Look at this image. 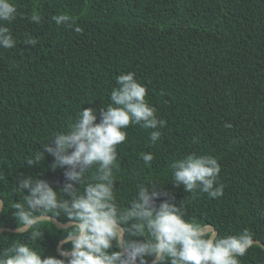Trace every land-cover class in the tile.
Returning <instances> with one entry per match:
<instances>
[{"label":"trees","instance_id":"trees-1","mask_svg":"<svg viewBox=\"0 0 264 264\" xmlns=\"http://www.w3.org/2000/svg\"><path fill=\"white\" fill-rule=\"evenodd\" d=\"M14 2L23 14L7 24L16 46L0 48V227H19L12 209L24 198L18 176L45 179L57 190L66 182L63 169L49 167L50 155L39 165L27 161L82 108H95L99 119L116 77L133 72L166 123L155 143L151 129H126L114 171L118 205L133 200L138 183L158 181L172 202L184 203L186 219L214 226L220 237L247 229L264 244V0ZM62 13L72 26L52 19ZM29 36L36 45L25 43ZM143 153L153 154L151 166ZM190 154L217 159L221 196L171 183L172 163ZM38 227L35 237L32 229L1 232L0 251L22 242L59 256L56 245L71 228L49 220ZM239 259L264 264V250L254 244Z\"/></svg>","mask_w":264,"mask_h":264},{"label":"clouds","instance_id":"clouds-1","mask_svg":"<svg viewBox=\"0 0 264 264\" xmlns=\"http://www.w3.org/2000/svg\"><path fill=\"white\" fill-rule=\"evenodd\" d=\"M18 15L23 14L14 0H0V48L16 46L7 24ZM52 19L57 25L73 23L63 13ZM30 21L39 24L41 16L33 14ZM25 43L36 45L37 40L29 36ZM116 84L99 119L95 108H82L67 130L51 135L50 142L27 161L39 165L45 154L50 155L49 167L63 169L62 187L54 189L36 176H18L16 190L24 198L12 209L19 231L32 229L35 237L45 214L63 216L72 222L63 228H71L63 241L69 247L56 256L16 243L0 251V264H240L239 258L255 244L253 234L244 229L220 237L208 224L186 219L184 203L172 202L164 183H138L133 200L126 207L118 205L114 171L117 145L126 141V129L130 125L151 129L149 139L155 143L166 122L155 115L146 100L147 88L135 73L118 75ZM141 158L146 166L154 160L152 153ZM171 169V183L187 193L199 191L210 198L223 194L217 183L220 165L213 156L190 154L174 161Z\"/></svg>","mask_w":264,"mask_h":264},{"label":"water","instance_id":"water-1","mask_svg":"<svg viewBox=\"0 0 264 264\" xmlns=\"http://www.w3.org/2000/svg\"><path fill=\"white\" fill-rule=\"evenodd\" d=\"M2 207H3V203H2V199L0 198V211H1ZM41 220H49L57 228H64L65 226H68V225H70L72 223L71 221L61 222L56 217L51 216V215H46V214L42 217ZM209 226L212 227L216 231V233H217V230L215 229L214 226H212V225H209ZM3 231L13 232V233H21V232H24V231H19V227L11 228V227H6V226L5 227H0V233L3 232ZM64 239H62L61 241H59L58 244L56 245V252L59 255L63 251L62 250V245L64 243L63 242ZM253 241H254L255 244H258L264 250V244L261 241L254 240V239H253ZM149 264H151V261L149 262Z\"/></svg>","mask_w":264,"mask_h":264}]
</instances>
